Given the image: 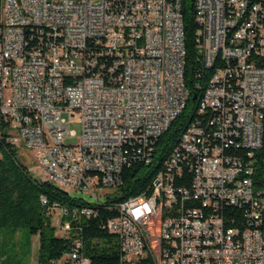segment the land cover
Segmentation results:
<instances>
[{
  "label": "built area",
  "instance_id": "obj_1",
  "mask_svg": "<svg viewBox=\"0 0 264 264\" xmlns=\"http://www.w3.org/2000/svg\"><path fill=\"white\" fill-rule=\"evenodd\" d=\"M193 8L200 117L149 191L115 202L123 167L152 161L154 143L189 97L181 0H1L0 120L8 138L31 151L40 178L115 208L106 227L119 238V264H264L256 156L264 135V0H193ZM232 32L239 39L226 43ZM74 114L78 135L68 127ZM183 168L189 185L176 183ZM47 210L70 238L52 264H93L81 229L95 209Z\"/></svg>",
  "mask_w": 264,
  "mask_h": 264
},
{
  "label": "trees",
  "instance_id": "obj_2",
  "mask_svg": "<svg viewBox=\"0 0 264 264\" xmlns=\"http://www.w3.org/2000/svg\"><path fill=\"white\" fill-rule=\"evenodd\" d=\"M1 4V0H0ZM181 13L184 25L186 64L185 81L189 89V97L182 112L171 121L154 143L153 159L149 164H141L139 159L123 167L122 187L115 194V202L128 195L149 191L156 173L164 169V159L178 145L179 138L186 131L187 125L193 117H200L197 112V97L193 87V75L198 66L194 35L196 23L194 20L193 0H181ZM66 76L67 71L65 70ZM195 79V77H194ZM199 115V116H198ZM5 123L0 120V264H29L14 261L16 248L7 254L5 241L1 233L19 230L24 241L19 248L28 250L30 236L37 235L38 249L35 264H52V259H59L69 249L70 238L62 236L51 222L48 206L66 204L69 206L89 205L95 209L94 213L84 217L81 235L84 241V251L91 258L93 264H119L121 246L116 233L106 227L109 218L116 216L112 206H104V201L87 202L81 196L68 194L66 191L33 176L28 165L21 159L18 147L9 140ZM258 159V174L264 171V135L262 145L256 151ZM191 173L183 168V178L177 184L189 185ZM117 191V192H118ZM47 198V203H41V196ZM227 214L235 216L234 224L243 227L236 207H229ZM260 227L264 229V210L261 213ZM233 224V225H234ZM60 264H66L65 262Z\"/></svg>",
  "mask_w": 264,
  "mask_h": 264
},
{
  "label": "rangeland",
  "instance_id": "obj_3",
  "mask_svg": "<svg viewBox=\"0 0 264 264\" xmlns=\"http://www.w3.org/2000/svg\"><path fill=\"white\" fill-rule=\"evenodd\" d=\"M69 129L75 130L76 135L80 133V120L76 117V114H74V118L71 119L68 122ZM21 159L28 165L30 173L35 177H42V174L40 172L39 167L37 166L36 160L31 156V151L28 149L23 148L19 151ZM81 196L85 201L91 202L94 199L85 194H75ZM21 231L17 230L14 233H10L9 231H6L5 233H1L3 236V239L5 241L4 248L6 249V253L11 254L13 253V250H10L11 248H16V253L14 255V261L18 262H26L29 264H35L36 262V255H37V249H38V238L37 235L30 236V244L28 247V250L24 248H19L21 243L25 240L22 236Z\"/></svg>",
  "mask_w": 264,
  "mask_h": 264
},
{
  "label": "bare ground",
  "instance_id": "obj_4",
  "mask_svg": "<svg viewBox=\"0 0 264 264\" xmlns=\"http://www.w3.org/2000/svg\"><path fill=\"white\" fill-rule=\"evenodd\" d=\"M241 17H249V7H241ZM235 39H239V32L226 33V43H233ZM22 53H32V46H22ZM19 61H26V54H19ZM57 76L59 82H67V76L64 69H57ZM200 114V109H197ZM199 116V115H198ZM182 137H186V131ZM160 170L158 173H161ZM100 200H93V202H99ZM122 202V200L116 201ZM85 208L93 209L89 205H85ZM139 263H146V255H139Z\"/></svg>",
  "mask_w": 264,
  "mask_h": 264
},
{
  "label": "water",
  "instance_id": "obj_5",
  "mask_svg": "<svg viewBox=\"0 0 264 264\" xmlns=\"http://www.w3.org/2000/svg\"><path fill=\"white\" fill-rule=\"evenodd\" d=\"M193 97H195V95Z\"/></svg>",
  "mask_w": 264,
  "mask_h": 264
}]
</instances>
